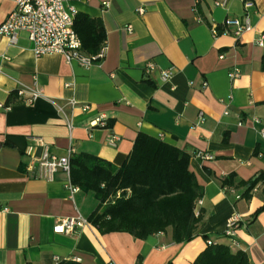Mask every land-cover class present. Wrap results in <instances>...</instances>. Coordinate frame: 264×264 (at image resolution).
<instances>
[{"label": "crops", "instance_id": "crops-1", "mask_svg": "<svg viewBox=\"0 0 264 264\" xmlns=\"http://www.w3.org/2000/svg\"><path fill=\"white\" fill-rule=\"evenodd\" d=\"M251 1L245 11L242 0H66L77 17L103 27L104 58L89 69L58 55L35 58L25 34L14 46L0 38V105L9 107L0 108V264H54V258L59 264H193L207 240L229 246L223 233L234 216L238 246L231 252L264 264V211L255 216L264 206V183L249 199L242 188L220 186L230 175L248 182L264 174V47L256 44L264 36V0ZM14 6L0 0V25ZM245 14L249 32L212 36L211 24L220 32L226 19ZM147 62L154 65L150 76ZM169 68L172 79L162 83L160 73ZM235 70L239 77L230 79ZM20 89H37L42 97L26 104L28 94L17 97ZM99 119L106 127H90ZM139 134L190 156L203 196L201 226L188 243H173L170 229L144 240L101 234L88 223L98 207L93 193L71 194L61 171L52 180L40 177L44 153L62 158L70 147L72 157L119 168ZM110 135L118 137L115 147L107 145ZM197 152L214 160L201 163ZM78 217L87 224L74 233L53 232L62 220Z\"/></svg>", "mask_w": 264, "mask_h": 264}, {"label": "trees", "instance_id": "trees-1", "mask_svg": "<svg viewBox=\"0 0 264 264\" xmlns=\"http://www.w3.org/2000/svg\"><path fill=\"white\" fill-rule=\"evenodd\" d=\"M74 30L85 55L95 56L104 48L100 21L76 16ZM261 68L264 70V57ZM189 161L190 156L182 150L139 134L121 167L98 158L72 157L69 179L73 186L93 193L98 200V207L88 223L101 234L127 233L144 240L170 229L172 242L182 244L192 241L201 226L196 205L202 199L203 190L189 171ZM259 183H264V174L248 182H236L235 176L230 175L220 186L242 188V197L249 199ZM262 211L264 206L255 216ZM193 264L250 263L245 252L232 253L227 246L212 245L207 246Z\"/></svg>", "mask_w": 264, "mask_h": 264}, {"label": "built area", "instance_id": "built-area-1", "mask_svg": "<svg viewBox=\"0 0 264 264\" xmlns=\"http://www.w3.org/2000/svg\"><path fill=\"white\" fill-rule=\"evenodd\" d=\"M66 0H14V9L7 16L5 21L0 25V38H5L11 46L17 43L19 34H25L27 40L31 44L32 53L35 58H41L49 55H58L64 58L67 64L77 63L84 69H89L93 65L98 64L104 58V48L95 55L87 56L82 52L81 42L74 30V22L76 18V11L74 8H67L65 5ZM245 11H248L253 7L251 0H242ZM223 4H217L224 6ZM145 10L143 8L138 10L139 15H143ZM251 30L249 24V16L245 14L241 18H228L221 24V31L215 24L210 25V32L214 38L219 34L225 36L240 37L242 34ZM129 34L132 33V28L127 27ZM259 47H264V36H260L256 41ZM144 74L150 76L154 71V65L151 62H147L144 65ZM174 74L173 68H169L160 73V81L167 83L172 79ZM239 71L235 70L229 75L230 79L239 77ZM25 94H28V98L24 100L26 104H32L38 98H41V92L37 89L26 91L20 89L17 91V97L21 98ZM75 101L70 102L71 107H76ZM0 108L8 110L9 107L0 105ZM83 111H87L88 106H82ZM58 111H61L58 108ZM204 122L203 114L198 115L197 125H201ZM68 129L71 131V124L67 123ZM90 127H106V123L103 120H96L90 124ZM264 135V131H262ZM118 137L110 135L107 139V145L115 147ZM74 150L69 148L66 156L62 158H56L50 156L47 152L44 153L42 158L38 161L40 177L52 180L53 175L58 171L65 173L68 177L70 174V160ZM194 159L201 163L210 162L214 160V156L205 152H197L194 155ZM68 191L73 194L79 191L77 187H74L71 183H68ZM202 205V200L197 202V207ZM239 223L238 216L232 217L228 220L226 229L223 233L224 237L229 241V249L236 248L238 246L235 231L237 224ZM87 224V221L78 218H68L62 220L55 228L53 232L56 234L70 235L74 233L76 228H82ZM207 246L215 245L212 241H206ZM54 264H59L60 260L54 258Z\"/></svg>", "mask_w": 264, "mask_h": 264}]
</instances>
